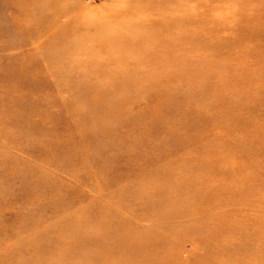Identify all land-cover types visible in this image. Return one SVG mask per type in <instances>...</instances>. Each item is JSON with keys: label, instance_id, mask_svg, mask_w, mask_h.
I'll use <instances>...</instances> for the list:
<instances>
[{"label": "rangeland", "instance_id": "1", "mask_svg": "<svg viewBox=\"0 0 264 264\" xmlns=\"http://www.w3.org/2000/svg\"><path fill=\"white\" fill-rule=\"evenodd\" d=\"M0 264H264V0H0Z\"/></svg>", "mask_w": 264, "mask_h": 264}, {"label": "bare ground", "instance_id": "2", "mask_svg": "<svg viewBox=\"0 0 264 264\" xmlns=\"http://www.w3.org/2000/svg\"><path fill=\"white\" fill-rule=\"evenodd\" d=\"M6 7H7V5H6ZM7 75H8V73H7ZM83 85H84V88H85V87H86V84L84 83ZM4 90L7 91V92H6V95L8 96V87L4 88ZM65 100H66V101H71V100H70L69 98H67V97H66ZM88 104L91 105L89 102H88ZM21 105H23V104H21ZM84 107H85V106H81L82 110L78 111L79 114H80V116H82V115L84 114V110H83V109H85ZM87 113H88V112H87ZM87 113H86V116H87ZM86 116H85V117H86Z\"/></svg>", "mask_w": 264, "mask_h": 264}]
</instances>
